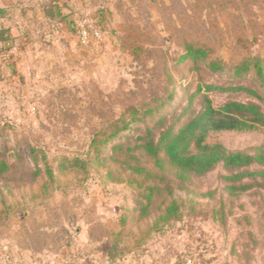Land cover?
Returning a JSON list of instances; mask_svg holds the SVG:
<instances>
[{
  "label": "rangeland",
  "instance_id": "rangeland-1",
  "mask_svg": "<svg viewBox=\"0 0 264 264\" xmlns=\"http://www.w3.org/2000/svg\"><path fill=\"white\" fill-rule=\"evenodd\" d=\"M60 2L64 19L0 41V264H264V178L227 181L221 164L201 175L154 168L135 148L203 96L264 108V83L231 68L248 55L264 63V0ZM83 13L84 39L71 27ZM190 42L224 67L193 64ZM205 142L254 154L264 128L211 130Z\"/></svg>",
  "mask_w": 264,
  "mask_h": 264
},
{
  "label": "trees",
  "instance_id": "trees-1",
  "mask_svg": "<svg viewBox=\"0 0 264 264\" xmlns=\"http://www.w3.org/2000/svg\"><path fill=\"white\" fill-rule=\"evenodd\" d=\"M71 27L72 33L78 34V28L72 21ZM8 38V30L0 28V41H5ZM185 56L195 65L206 64L212 71H218L224 67L221 59L211 57L209 47L198 44V42L186 44ZM231 68L235 76H241L252 71L264 83V63L261 57L248 55L234 63ZM197 89L234 90L259 100L263 98L258 92L244 85L221 87L205 84ZM258 127L264 128V108L256 101L244 102L238 99H229L222 105L215 106L209 97L203 96L200 109L188 117L186 121L175 128L173 125L161 126L159 129H156L154 125L147 127L138 136L135 148L148 159L154 168L169 165L177 168L181 173L201 175L221 164L234 172V174L225 177L227 181L236 182L245 178H264V169L259 171L246 170L251 165L264 166V150L254 154L228 151L219 142L212 144L205 142L206 133L211 130L244 131ZM190 143H193V151L189 149ZM31 152L33 153V149ZM129 165L133 172L145 171V175L149 173L139 163ZM37 170L39 171V169ZM149 186H147L148 189H150ZM249 186L250 184H231L228 188L235 192L246 190Z\"/></svg>",
  "mask_w": 264,
  "mask_h": 264
},
{
  "label": "crops",
  "instance_id": "crops-1",
  "mask_svg": "<svg viewBox=\"0 0 264 264\" xmlns=\"http://www.w3.org/2000/svg\"><path fill=\"white\" fill-rule=\"evenodd\" d=\"M60 0H0V16L5 19L4 25L9 38L23 35V32L35 30L37 20H62ZM8 38V39H9Z\"/></svg>",
  "mask_w": 264,
  "mask_h": 264
},
{
  "label": "built area",
  "instance_id": "built-area-1",
  "mask_svg": "<svg viewBox=\"0 0 264 264\" xmlns=\"http://www.w3.org/2000/svg\"><path fill=\"white\" fill-rule=\"evenodd\" d=\"M90 22V17L87 13H83V19L81 21H77L75 26L78 28V33H81V37L84 39L87 36V31L85 26ZM93 34L97 39H101L100 33L97 29H94Z\"/></svg>",
  "mask_w": 264,
  "mask_h": 264
}]
</instances>
